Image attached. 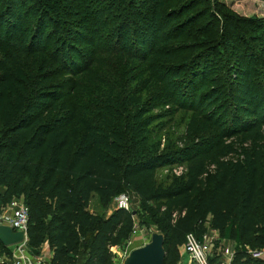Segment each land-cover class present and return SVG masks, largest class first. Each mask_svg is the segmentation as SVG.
I'll return each mask as SVG.
<instances>
[{
  "label": "trees",
  "instance_id": "16d2710c",
  "mask_svg": "<svg viewBox=\"0 0 264 264\" xmlns=\"http://www.w3.org/2000/svg\"><path fill=\"white\" fill-rule=\"evenodd\" d=\"M256 42L264 17L210 0H0V210L27 208L29 256L47 247L49 264H121L113 250L130 242L136 216L163 235L164 264L208 230L234 244L233 264H264L250 255L264 253ZM4 46L14 52L2 56ZM215 61L224 78L207 83ZM57 65L68 98L51 93ZM221 83L227 91L211 88ZM234 95L241 113L228 127L219 107ZM179 111L183 128L165 132L158 123ZM172 166L182 172L159 182ZM121 194L136 208L107 216ZM11 259L0 243V260Z\"/></svg>",
  "mask_w": 264,
  "mask_h": 264
},
{
  "label": "rangeland",
  "instance_id": "374dc122",
  "mask_svg": "<svg viewBox=\"0 0 264 264\" xmlns=\"http://www.w3.org/2000/svg\"><path fill=\"white\" fill-rule=\"evenodd\" d=\"M213 3H217L220 5H225L226 7H229L232 11H234L235 13L239 14L240 16H244V17H250V16H259L260 18L264 17V3L260 0H210V4L213 5ZM30 27V25H29ZM255 51L260 52V55L263 56L264 58V43H260V42H256L255 45ZM2 50V56H6L8 54H12L14 52V50H12L11 48H7L6 46H4L3 48H1ZM89 50H84L83 52L85 54H82L84 57H82V62L85 60H88L89 58ZM210 60V58L208 59ZM215 66L218 68H215V71H212L211 73H215L213 75V78L210 77V80H208L207 83L211 82H216L221 79L223 80L224 78V71H222L221 66L223 65L222 62L220 61H215L214 62ZM254 68L250 69L251 72L255 75V77L253 78V80H255L254 82H264V78H260V76L263 74L264 75V59L262 62H255L253 63ZM78 68H81L82 65L76 64L75 65ZM63 70V67L60 65L54 66L53 67V71H52V81L51 84L52 86H54L55 90H52L51 93L55 94V95H61L64 98H68L69 96V88L71 87V79L67 76H64L61 72ZM233 77H235V82L238 80L235 72L232 73ZM222 77V78H220ZM232 79V77H231ZM211 88H215L216 90H219V92L221 93V91H227V87H222V83L218 86H215L213 84H211ZM221 90V91H220ZM260 97L264 99V92L260 94ZM233 98V97H232ZM228 99H225V101ZM240 104L237 101V98L232 99V103H227V102H222L220 104L219 107V111L223 113H225L226 115V125L229 127L232 124L233 121V117L231 116V113L234 114L236 116H239L240 109L239 108ZM235 108V109H234ZM161 112L162 109H161ZM212 112V111H211ZM181 114H183L182 112L180 113L177 112L173 115V119L171 121V117L168 119H164L162 121H160L158 124L159 126L161 125H165V132L166 131H170L172 128L178 127L180 130L183 128L184 126V120L181 119ZM241 115V114H240ZM241 119L245 122H248L250 120H252L251 116L246 115L245 117H241ZM179 147H182V145L180 143H178ZM182 166H172V167H168L165 169H161L157 172V179L159 182H164L165 179L171 175H179L182 172ZM111 208L113 209V207L111 206ZM110 208V209H111ZM136 208V201L133 199L132 200V205H131V211H133ZM90 210H92L94 213H98L100 214L101 211L98 207V200L96 197H93L91 199V204H90ZM134 222H135V230L137 231V234L135 236L132 237V239L130 240V242L125 246V248L120 251L117 252L116 250H113V253L116 254L118 256L119 261L122 262V260L133 250L137 249V248H141L143 247L144 243L148 240V243L150 241V235L152 232H154V230H149L147 228H141L139 226V218L135 216L134 218Z\"/></svg>",
  "mask_w": 264,
  "mask_h": 264
},
{
  "label": "built area",
  "instance_id": "2783aa9c",
  "mask_svg": "<svg viewBox=\"0 0 264 264\" xmlns=\"http://www.w3.org/2000/svg\"><path fill=\"white\" fill-rule=\"evenodd\" d=\"M131 197L129 194L117 196L111 206L113 210L131 212ZM29 215L27 208L21 200H13L6 208L0 210V226H6L14 232H22L24 242L11 248V261L0 260V264H46L41 258H32L27 253V232ZM151 230V229H150ZM137 234L135 230L133 236ZM148 240L144 243L147 244ZM143 245V246H144ZM235 246L233 243L222 240L215 231L208 230L202 240L191 234L186 236L177 264H233ZM251 257L258 259L264 253H250Z\"/></svg>",
  "mask_w": 264,
  "mask_h": 264
},
{
  "label": "water",
  "instance_id": "95a60500",
  "mask_svg": "<svg viewBox=\"0 0 264 264\" xmlns=\"http://www.w3.org/2000/svg\"><path fill=\"white\" fill-rule=\"evenodd\" d=\"M24 242L22 232H14L6 226H0V243L5 248H12ZM164 237L154 231L150 235L149 243L131 251L121 264H164L165 261Z\"/></svg>",
  "mask_w": 264,
  "mask_h": 264
},
{
  "label": "crops",
  "instance_id": "0c3cea01",
  "mask_svg": "<svg viewBox=\"0 0 264 264\" xmlns=\"http://www.w3.org/2000/svg\"><path fill=\"white\" fill-rule=\"evenodd\" d=\"M91 204V203H90ZM111 208V207H110ZM90 210V207H89ZM113 211V209L111 208L108 212H107V216L110 215V212ZM90 213H94L92 210H90ZM31 257V256H30ZM32 258H36V257H31V261H34ZM38 258H41L46 264H49L50 262V258H51V254L50 251L47 247H45L42 252L40 253V256H38Z\"/></svg>",
  "mask_w": 264,
  "mask_h": 264
}]
</instances>
